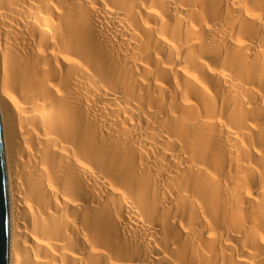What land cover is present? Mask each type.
<instances>
[{
  "label": "bare ground",
  "instance_id": "1",
  "mask_svg": "<svg viewBox=\"0 0 264 264\" xmlns=\"http://www.w3.org/2000/svg\"><path fill=\"white\" fill-rule=\"evenodd\" d=\"M8 264H264V0H0Z\"/></svg>",
  "mask_w": 264,
  "mask_h": 264
},
{
  "label": "water",
  "instance_id": "2",
  "mask_svg": "<svg viewBox=\"0 0 264 264\" xmlns=\"http://www.w3.org/2000/svg\"><path fill=\"white\" fill-rule=\"evenodd\" d=\"M0 264H8V205L0 130Z\"/></svg>",
  "mask_w": 264,
  "mask_h": 264
}]
</instances>
